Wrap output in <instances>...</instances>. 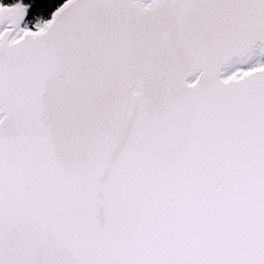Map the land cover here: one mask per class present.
Here are the masks:
<instances>
[{
	"label": "snow or ice",
	"instance_id": "1",
	"mask_svg": "<svg viewBox=\"0 0 264 264\" xmlns=\"http://www.w3.org/2000/svg\"><path fill=\"white\" fill-rule=\"evenodd\" d=\"M0 264H264V0H0Z\"/></svg>",
	"mask_w": 264,
	"mask_h": 264
}]
</instances>
